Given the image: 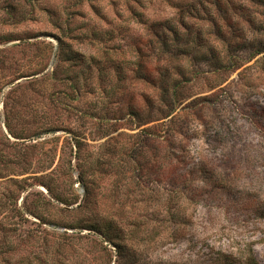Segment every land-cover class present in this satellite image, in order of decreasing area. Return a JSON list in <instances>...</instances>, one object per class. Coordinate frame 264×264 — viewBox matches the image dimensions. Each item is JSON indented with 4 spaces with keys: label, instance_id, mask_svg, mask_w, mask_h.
Segmentation results:
<instances>
[{
    "label": "rangeland",
    "instance_id": "rangeland-1",
    "mask_svg": "<svg viewBox=\"0 0 264 264\" xmlns=\"http://www.w3.org/2000/svg\"><path fill=\"white\" fill-rule=\"evenodd\" d=\"M150 128L135 158L160 166L136 179ZM251 258L264 264V0H0V264Z\"/></svg>",
    "mask_w": 264,
    "mask_h": 264
},
{
    "label": "trees",
    "instance_id": "trees-1",
    "mask_svg": "<svg viewBox=\"0 0 264 264\" xmlns=\"http://www.w3.org/2000/svg\"><path fill=\"white\" fill-rule=\"evenodd\" d=\"M173 68H175V66H172ZM166 71H172V69H170V68H168ZM175 72V71H174ZM172 73V72H171ZM177 83H178V81L177 82H174V79H172V80H170V82H169V84H167V82H165V84L166 85H164L163 86V93L166 95V96H163L162 97V99H160V101L162 102V104L164 105V107H165V114L164 115H162L161 117H160V119H158V120H167V121H165L166 122V124H164L169 130H166V132H165V134H170L171 136L172 135H174V134H176L177 132L175 131V129L174 128H169V126H171L172 124H175V125H178L179 123H178V120H179V118H180V115L178 114L177 116H174V117H172L173 116V114L175 113V111L177 110V108H178V106H179V103L177 102V100H176V98H175V96H174V94L176 93V90H177ZM153 107H154V105H153ZM188 108V107H187ZM187 108H185V110L187 109ZM153 121H156L155 119H152V120H149L148 122H146V123H150V122H153ZM146 123H144V124H146ZM143 134V135H142ZM140 135L142 136L141 137V139L139 140V142L135 145V147L132 149V153L134 154L132 157H131V159L133 160V164H134V166H136L137 168H135L134 169V171L132 170L131 172L132 173H134L136 176H135V178L137 179V174L139 173V172H144V170H145V168L146 167H150L151 169H154V168H156V167H158L159 168V164H160V160H159V154H153V155H151L147 160V163L146 164H142V163H140L138 160H136V158H135V154L140 150V149H138V147L140 148V146H143V144L144 145H146V144H148V143H151V142H153V141H156V139L155 138H153V137H155L154 136V134H153V132L151 131V128L150 129H144V130H141V132H140ZM145 135H147V138H145ZM167 135L165 136V138H166V140H169V138L167 137ZM125 164V163H124ZM167 164H169V163H167ZM127 165H129V164H125V167L127 166ZM129 167V166H128ZM168 169V168H167ZM121 173V172H120ZM123 173H125V172H122V174H120V176L122 177V175H124ZM127 175L124 177V178H122L123 180L126 178V177H130L129 176V168H128V171H127ZM166 173H167V171H166ZM119 176V177H120ZM169 177V176H168ZM188 177H189V175H188ZM122 179H119V180H117L116 181V183H118V182H120V181H122ZM139 180V179H138ZM140 181V180H139ZM117 185V184H116ZM115 185V186H116ZM89 192V191H88ZM87 192V193H88ZM90 193V192H89ZM118 194V196L120 195L119 193H117ZM117 196V197H118ZM120 199H127V198H120ZM114 223V224H113ZM110 226H109V229H113V230H117V233H118V235H119V233H121L122 231H120V230H123L122 228L120 229V230H118V226H116L117 225V222H110V224H109ZM114 225V226H113ZM114 227H115V229H114ZM246 264H257L255 261H254V259L253 258H251L250 259V261H248V263H246Z\"/></svg>",
    "mask_w": 264,
    "mask_h": 264
}]
</instances>
